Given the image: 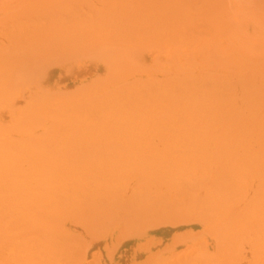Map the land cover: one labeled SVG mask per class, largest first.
Instances as JSON below:
<instances>
[{
  "label": "bare ground",
  "instance_id": "1",
  "mask_svg": "<svg viewBox=\"0 0 264 264\" xmlns=\"http://www.w3.org/2000/svg\"><path fill=\"white\" fill-rule=\"evenodd\" d=\"M187 1L188 0H186V2L184 3V0H0V245H2V247L5 248L9 246L16 247V249H11V251L10 250L4 251V249L1 250L2 248H0V264H7L6 261L12 258H14L15 260L14 264H33V263L37 264L38 260L35 254L40 252L37 251V249L38 250L41 249L39 248L41 244L38 245L39 244L38 243L36 246L39 247L37 248L36 246L33 245L36 243H32L31 245L30 242L32 241L34 242V240H37L35 242L42 241L46 243H50V242L56 243L59 242L61 239L56 242L54 240L59 239L60 238L59 236L61 235V238L64 237V239L67 237L66 239L68 240V242L67 241L66 242L69 244V239H71L70 238L71 231L69 230V228L72 227L74 229L77 228L78 225H81L80 222L82 221L81 218L82 215L84 216V214L88 213L89 210H92V213H95L93 211H97L95 213L97 214L99 211L98 210L99 206H101L100 211L102 213H103L102 211L103 209L104 211L106 208H108L109 211L110 209H112L115 210V212L117 211L123 216L122 221L129 220L131 223L136 222L137 220H135V215L139 213L140 210L138 211V209L141 207L139 206L141 203H142L141 205L144 207L143 208L144 210L157 211L158 215H156L155 212H153V214L157 218L160 217V219L163 218L166 219V216L167 219L168 218L171 219L173 215H175L176 218L178 217L177 222L178 221L181 222L180 221L181 219L179 220L180 218L179 216L183 218L182 215L185 214L184 216H186L185 217L186 222L188 221L187 220L188 216H192L198 219L197 221L199 223H203L211 226L216 225L217 231L215 232L214 237L215 240L217 238L219 242V246L217 247L220 251H224L228 253V251L234 252L237 250H242L244 249L242 247H245L244 245L247 244L246 247L248 248V250L246 249V253L247 251H249L253 255L251 258L255 259L254 256H256L259 258L262 257V259H264L263 258L264 256V65L263 64L245 62L240 58H239L240 60L239 59H234V60L224 59L221 61L219 59L215 61L213 60L214 64L218 67H221L222 64L231 66L234 80L231 83L227 82L229 81L227 79L226 82L224 79L219 80L217 74L211 77L212 78L211 79L210 78L211 73H209L208 76V74L204 72L205 79H203V81L206 80L207 83L206 81L205 82L202 81L201 85H199L201 86L200 87L201 90L197 87L195 89L197 90L199 89L202 92V87H203L202 83H206L208 85L209 84L208 82H210L208 80H211L210 86L209 85L206 86L204 84L203 88L206 89L205 87L207 88L213 87L212 88L213 92L209 88V90H211L210 97H213L214 95L215 98H211L210 101L214 99L213 101L216 100L214 104L218 103V105H216L218 106V114L216 115L214 113L216 116L212 119L209 118V120L211 121H208L209 122L208 124H204L205 122L203 124L199 122L204 126L200 124L201 126H198L197 128L191 130H183L184 125L181 124L175 125L176 124L174 123L175 120L174 121L172 120L173 116L172 117L155 116L154 113L155 110L149 107V103L148 105H146V101L149 102V99L147 98V96H145L146 93L143 91L146 89L145 88L146 86L145 87L143 86L144 83L147 84L150 83L148 80L147 82V81H140L139 79V80H133L131 84L129 83L130 86L134 88L137 85L139 86V84L140 85L142 84L143 89L142 86L140 89L142 91L136 88L138 92H141V95L145 94L144 95L145 97L142 99V101L144 100L143 102H141L142 97L141 96L139 97L142 105L140 103L138 104L133 103V105H136L137 107L130 106L132 107L130 108L129 106H127L129 103H125V104L123 103L124 104L123 106H125L126 108L120 107L121 110L123 109H127V111L133 110L134 112L133 114L135 115L132 114L123 115L124 113L122 114L123 116L120 115L121 113H118L120 116L114 115L116 114V111L119 112L120 109L118 106L122 102L121 101L119 103L118 95H117L118 100L116 99V102L118 101L119 103L117 105V108L114 107V105L116 104L115 99L114 101H112L113 99L111 100L112 102H115L114 105L111 104L112 107L115 108V109L113 108L112 110L113 112L115 111V113L112 114L113 112H109L112 108L111 106H109L111 108L109 110H107L108 108L106 109L107 110L106 112L108 113L107 116H102L101 118L98 117L99 119H97L96 122L93 121L96 119H92V117L91 119L89 118L93 110L90 111L91 108H87L89 106L88 101H87L88 104L86 106L87 109L85 108L83 110L84 111L86 110V114L88 112L87 110H89L88 112L90 113L88 114L89 117H87L88 115L86 116L84 114L87 117L84 118L85 116L83 115V112L79 111L80 113H82L83 116L82 118L81 114H79L78 112L80 108L79 109L77 108V110L75 111L77 116H79L81 119L72 116L73 114H68L69 112H71V110L74 109L72 107L74 105L72 104L75 101L69 102L66 100V102L72 103L70 106L72 108L71 109L69 108L70 111L67 107L69 103H67L68 104L67 105L65 102L64 103L62 102L64 106L61 103L58 104L55 103L56 107L62 106L63 110L62 109L58 110L55 107L52 108L51 105L49 106L48 104H44V100L46 99L44 94L45 93L48 95L52 94L51 91L47 89V87L51 86V84L59 80L57 77H60V75H56V69H59L57 67H61V65H64L66 63H75L79 60L84 59V60L92 61L95 64H99L95 69L92 70L91 74L92 73L96 74L98 71H103V73L100 76L95 75V78L93 80L88 79L86 85H84L82 88L77 90V92L72 93L86 97L97 95L96 97L99 96L100 98L101 97L100 93H96V92L93 93V91H95L96 88H102L103 90H106L109 87H114L112 89H118L116 91L111 90L110 93L121 91L124 87L116 88V87H120L119 83L121 81H123L124 79L135 77L136 75H139L142 72L144 74L146 73L148 74L149 72L150 76L153 77L155 76V73L153 71L156 70L163 71V69H161V66H164L162 62L157 61L156 63H154V65L148 64L147 63L148 61L145 60L142 57V55L144 54V52L146 53L149 52L150 54L152 49L157 50V46L159 42L158 39L160 40V42H164V44H166L165 47L171 49L168 45H176V44H174L172 41H169L168 39L173 40V38H175L178 40L179 36L182 37L181 35H179V33L184 34L183 31H185L186 29L188 31V28L190 30V28H192L190 26L195 25L194 23L200 24L201 19L198 18L197 16L198 14L188 11ZM217 1L218 0H204V3L213 6V4H216ZM227 15L229 19V16L231 17V12L229 11ZM209 16H208L209 25H211L213 19L216 18V14L213 10L212 11L209 10ZM193 28H195V26H193ZM215 28L217 29V26H215ZM177 33L179 36L177 35ZM190 35H192V32H190ZM193 35L196 36L195 34ZM186 37H184L186 39V40L184 39V41H188ZM188 37L190 36L188 35ZM177 40H173V41L175 42ZM180 40L181 39L179 38L178 41ZM165 47L159 48L158 49L159 52L156 53V55L169 56V54H171L172 51L169 50L170 53L168 54V50H164ZM163 51L164 53H162ZM146 53H145V58H146ZM171 58L172 57H170L169 59ZM174 62L177 61L170 60L166 64V66L171 67ZM187 62L192 63L193 64L192 66H194L193 62H195L194 70L198 69L196 67H199L198 63H201L194 59V55H190L189 58H187ZM181 64H178L175 67L172 66V68L177 69ZM185 66L186 65L182 67ZM138 70L139 71L142 70V71L138 72ZM116 71H119L118 79H112L111 76ZM52 76H56L53 82H51ZM89 76H91L90 73ZM177 76H179V74ZM194 76L195 75L193 74L192 77ZM203 76L204 75H202V77ZM207 77L208 80L206 79ZM174 78L176 77L174 76ZM156 80L158 81V79ZM187 80L186 83L185 82L184 83L187 85L190 81L189 84H191L192 78L189 81ZM171 81H168V83ZM160 82L163 85L164 82L159 80V83ZM177 82L175 84L176 86L178 85ZM193 82H195V80ZM184 83H182V85ZM194 84L195 83L191 85L194 86ZM150 85L148 86V89H150V87L152 86ZM153 85L156 86V87L152 86L153 89L155 88L154 90L156 91L158 89L156 83L155 84L153 83ZM22 86L25 87L28 86L29 89H32V91L28 89L27 93L30 94L26 95L27 99H25L24 101L20 100V97H22L24 93L22 92L20 94H17L18 87H22ZM163 86L162 89L164 90ZM170 87H174V84L173 86ZM187 87L189 88V85H187ZM125 89L126 88H124L122 92L125 91ZM153 89L151 90L154 93L155 91ZM204 89L203 91L205 92ZM176 90L180 91V89H176ZM189 90L190 88L188 89V91ZM197 90L195 91V94H193L192 97L196 96V92L199 91ZM146 91L148 92V90ZM152 91L150 92L149 90L151 95H152ZM200 91L199 94H201ZM131 92H133V89L131 90ZM138 92L136 93L137 94L136 99L135 98L133 99L137 100L138 94L140 95V93ZM142 92H144V94H142ZM157 92H155V94H157ZM187 92H185V94ZM189 92L191 93V91ZM64 93H69V92H64ZM124 93L126 92H123V94ZM182 93H180L181 96ZM109 94L107 92L104 93V97H106L105 95H109ZM126 94H128V92ZM134 94L135 92L131 93L129 95L131 97L129 98L134 97ZM203 94L204 95L202 96L204 98L206 94V98L209 99V96L207 95L208 93H203ZM151 95L148 97L149 98L152 96L155 97L154 95L152 96ZM162 95L164 96V93L161 94V97ZM187 95L190 96L192 94H187ZM104 99L106 100L107 97ZM150 99L152 100L153 98ZM161 99H165V98L163 97ZM200 100L202 101V98H200ZM89 101L90 104L93 103L94 106V100L92 99V103L91 100ZM98 101H96L95 99V102ZM137 101L135 103H137ZM104 102L103 103L101 101L99 102L101 103L100 105H103L102 106L103 108L107 106V104L104 106L105 104ZM144 102L145 104H143ZM157 102L158 101H156V103ZM187 102L192 104L191 102L194 101H191L190 99V101ZM85 103L82 102V104ZM178 103L181 102L178 101L177 104ZM200 103H204V102H200ZM210 103L213 104V102ZM181 104H179V106H181L180 108H183L182 107L183 105ZM212 104L210 105L206 104V105L211 106ZM214 104L213 107H216ZM65 105L67 106L65 107ZM76 105L77 107L80 106L84 108L83 106H81V104L78 106L77 102ZM100 105L99 107H101ZM147 107H149L148 108L149 110L147 109L148 111L145 109ZM168 107H170V105ZM82 108L80 110H82ZM176 108L178 107L176 106ZM210 108H211L210 110L212 111V107ZM163 109H165V107H163ZM170 110L171 109H169V111ZM160 111H162V109ZM99 112H101L100 109ZM187 112L189 111L187 110ZM187 112L185 111V113ZM213 112H215V110ZM213 112L211 113L213 114ZM129 113L130 112H128V114ZM165 113L166 112H164V114ZM93 114L94 113H92L91 116ZM157 114L159 113L157 112ZM188 114L191 113L189 112ZM188 114L183 115V117L182 116L180 117L178 116V117L179 119L182 118L183 120L184 116L185 118L190 117V115ZM202 116L203 115H201L200 117ZM190 120L192 121V119ZM190 120L187 121L190 122ZM181 121H179V123H182ZM185 123H186V119H185ZM186 127H189V124H187ZM133 141H135L138 144V146H140L141 148L143 144H145L146 142H152V141L156 142L157 145L158 143L159 144L163 143L165 145H168V147L169 145L170 146L175 145L176 147L177 145L178 146L182 145L181 147H184L183 145H186L187 147L190 146L189 148L191 150L193 146L197 145L194 143H201V144L205 143L206 145H211V147L213 146V149L211 147L209 148L213 150L212 153L210 152L211 155L208 154L210 155V157H208L207 155L206 156L208 157L210 162H212L211 165L212 166L214 165L213 166L214 169L212 170V172L215 174L214 176L216 180L212 179L213 174L211 180L216 181V183L212 184V182H210L212 186L209 185L210 183L206 184V182H209L210 179L207 178L208 180L205 182L206 180L205 178L203 182L206 185L205 184L201 185L203 184L202 183L203 177L209 175V173L207 174L206 172L211 171L210 168L211 165L207 163L204 166V164L200 163L201 167L203 168V171L202 170L201 171L204 172L205 170L204 173L202 172L200 173V171H198L200 174H204L202 178L201 176H199L200 174H198L199 179L195 178L196 177L195 173H194L195 176L193 177L192 172H196V173L198 172L194 170L192 171L190 170L191 171L190 172L187 169L188 171L187 173L192 174V177L190 175L192 179L189 178L191 179V182L189 181V185L191 183L193 184L196 179H197L196 183H198V181L201 180V182H199L200 184L198 188L194 187L195 185L192 186V184L190 185V187H188L189 185L187 187L184 185L186 189L181 187L184 191L182 189H179V191L182 190L184 193L185 192L187 193L184 194L181 191L182 193L180 194L184 195V197L182 198L178 193V190L175 191V189L178 188H175L173 182L174 179L175 182H177L176 179L180 177L181 175L180 173L183 174L186 172H179L180 170L177 171L174 166L177 167L180 166V168H182L181 166H184L185 168L186 167L188 168L190 166H195L196 163H198V160L195 162L197 158L196 155L194 156L195 158H193L194 161H192L191 159L193 157L192 152H190L191 154H189V152L187 153V155L189 154V157H191L190 161L195 162V165H191L192 162L190 163V161H187L189 160V157L186 154H184L186 156L182 155L184 158L181 156V158L183 159H180V157L176 158L172 156L162 157L163 159L162 158L161 159L163 164L160 165L159 164L161 163L160 160L158 159L159 161H156L155 160L156 157L154 155L153 156L155 158L145 157L144 155L138 153L136 154V152L138 151L139 153H141L140 152L141 148H137V151L135 150L136 149L135 148L134 149L135 154L131 153L133 151L132 148L134 146L131 147L132 151H130L127 147H125L124 143L127 144L129 142H132L131 144H133ZM123 145L126 148L125 151L128 149L131 155L133 154L132 156L128 154V156L126 157L127 151L125 152L124 150H122L124 153L120 151V148H122L121 146ZM155 145L156 144H154V146ZM106 146H113L114 148H117L116 149L117 152L107 151L105 148ZM154 146L152 144V147ZM161 148H164V145L163 147L161 146ZM90 149H93L94 151L93 150L91 151ZM168 149L172 150L171 148ZM182 149L184 150L188 148H182ZM121 152L123 154H126L125 155L126 158L124 157L123 154H121ZM158 152L160 154L161 151ZM178 152L179 154H181L180 151ZM196 152L197 149L194 152V154ZM204 154L203 156H205ZM120 155L121 156L123 155L124 158H122ZM156 156H158V153ZM95 159L96 160L100 159L99 160L100 162H102L101 159L102 160L105 159L106 162L107 160H109L110 161L109 163L113 162L114 164L111 163L110 165L103 166L102 163L99 162L100 165L95 166V164L98 163L97 162L98 160L96 161ZM93 161L94 162L96 161L94 163L95 168L92 167L93 169L89 170L90 167L89 163L91 162L93 163ZM203 161L204 163L206 162L205 160ZM106 162H104V164ZM110 166L113 167V169L117 167L120 168L125 166H129V167L134 166L135 168V166H137L136 167L137 171H135L136 169L135 168L134 174L132 171L129 170V172H131L130 173L131 178L132 177L135 178L136 183L133 185L129 183L128 185L129 178L128 179H125V177L122 178L123 174L125 173L121 174L120 172L122 171L118 170V168L117 171H112V170L110 171L109 170L111 168ZM155 166H162L164 167L163 170L166 169V171L164 170L165 172H162L161 169L162 167H160L159 170H157L158 168L156 167L157 171H160L161 169L160 171L161 173L154 172L153 167ZM199 166L198 168H200ZM208 166L210 169L207 168ZM145 167H148L149 169ZM171 167L174 168V170H176L177 172L176 174H178L179 172V177L178 175H176L175 177L173 176L174 178L173 179L172 176L169 175L170 172L173 173L175 172V171H169ZM185 168H182V170ZM128 169H132V168H128ZM128 169L126 170L125 168L126 171H128ZM206 169H208L209 171H206ZM125 170L124 172H126ZM187 173L186 176L183 174L181 178L183 177L186 178L188 176ZM127 174L128 173H126V175L124 176L129 175ZM170 176L172 178V184L169 183V181L168 183L165 181L169 179ZM159 178L161 179L159 180ZM162 178L164 180L163 182L165 183L161 182ZM154 179H158L156 181H159V183L155 181L153 183L152 181ZM189 179H187V182H185L186 184L188 183ZM179 180L184 181L183 179H179ZM192 180L194 182H192ZM151 182L153 184L158 183L156 185V187L158 188H159L158 186L159 184L160 185L171 184L172 186L170 185L171 187L169 186V188L168 187L167 188H168V192L169 189H171L173 193L175 191V193L172 194L171 196L172 199L169 198L170 200L167 201L168 192H167V188L165 187L166 188L165 189L164 186H163L164 189L162 188V190L163 191L166 190L167 194L166 193L162 194L163 192L162 193L158 192V188L156 189L157 191L156 193L155 191L151 192L149 190H145L147 189V187H149L152 184ZM176 184L177 183H175V185ZM197 185L198 184H196V186ZM142 186L144 188L143 190H142ZM173 186L175 188L174 191L172 190ZM152 189L155 188L152 187ZM197 189L198 190L203 189L204 195H197L196 194V192L198 191ZM171 191L169 193H171ZM128 192L130 194L131 193L136 194L133 196L135 197L137 196L136 199L137 201L140 200V203H138L135 200V198H132L137 202L136 204L137 206L133 205V203H136L135 201L128 203L129 201L132 200L131 198H129L131 200H129L127 203L125 202V199L122 196L125 195L126 193L128 194ZM142 193L144 197L142 196V198L140 197L141 199H139L138 195H141ZM120 194L121 197H119ZM175 194L178 196V198L176 196L175 197L176 201H173L174 198L173 195ZM164 196L166 197V199L163 198ZM130 197H132V195H130ZM108 202L114 203L115 205L114 204L109 205ZM130 206L133 208H130ZM164 212L166 215L164 214ZM174 212L175 213L178 212L180 215L178 213L175 214ZM106 213L107 212H105L104 214ZM188 213H190V215H188ZM150 214L153 215L152 213ZM162 215L164 217H162ZM170 215H172V217ZM173 218L172 221L175 223L176 218L175 217ZM155 221L153 223H155ZM172 221H168V223L172 224ZM165 223H167V221L166 222L164 221V224ZM72 235L75 234L73 233ZM175 240L174 242H176ZM63 243L64 242L61 243L62 246L59 244V246H61L62 248V249L59 248L61 249L60 252H62V250L64 252V248H65L64 245L68 248L67 244L63 245ZM201 243L202 242H200V244ZM197 244H199V242ZM29 245H31L32 247L34 246V248L35 247L37 248V249L36 248L33 249L36 250L34 251L36 253L32 252L31 246H30L31 250L29 249ZM56 245L58 246V244ZM79 245L81 244L79 243ZM46 247L48 246L46 245ZM53 248L55 249L56 246L54 245ZM67 248L65 249V251L70 249V247L68 249ZM164 248H160V249H164ZM55 250L58 253V257L60 258L62 255L61 256L59 255L58 247ZM78 250L81 251L80 247ZM49 251L51 250L48 249L47 253H49ZM70 251L72 252V250ZM80 251H78L79 254H76L77 256L75 255L76 252L74 253V255H72L73 252L71 254V252L68 251L70 253V257H68V259L70 258L69 260H71L72 256L79 257L78 255H81ZM47 253L46 255H48ZM43 254L45 253L43 252L42 255ZM52 254L54 253L52 252L51 255ZM154 254H150V255L154 256ZM63 256H62L63 259L64 258L67 259V257L65 256L63 257ZM153 256L151 257L152 259ZM42 257L44 259V255ZM46 257L47 256H45L44 260H47ZM51 257L54 258L55 256L53 255ZM75 257H73V259H75ZM80 257L83 256L81 255ZM80 257L78 259H80ZM149 257H147L145 263L147 260H149ZM53 258H50L48 263L50 261H54L55 258L54 259ZM69 260L66 262L67 264L68 263L71 264ZM182 260H184V258ZM240 260L241 259H239V261ZM40 261H38L39 264ZM55 261H57V259ZM181 262H179V264ZM256 262L258 261L256 260ZM51 263L55 264V262H51ZM58 263L59 261H57L56 264ZM177 263L178 260L176 264Z\"/></svg>",
  "mask_w": 264,
  "mask_h": 264
},
{
  "label": "rangeland",
  "instance_id": "2",
  "mask_svg": "<svg viewBox=\"0 0 264 264\" xmlns=\"http://www.w3.org/2000/svg\"><path fill=\"white\" fill-rule=\"evenodd\" d=\"M186 2V0H184V3ZM187 4H188V11L189 12H192V13H195V14H198L197 16H198V18H200L201 19V22H200V24L199 23H194L195 25H193V26H195V28H193V26H190V27H192V28H190V30H189V28H188V31H187V29L185 30V31H187V32H185V31H183L184 32V34L183 33H179V35H181L182 37H180L179 35H178V33H177V35L179 36V38L181 39L180 41H178L179 40V38H178V40L177 39H175V38H173V40H177V41H173V40H171V39H168L169 41H172L174 44H176V45H168L171 49H169V48H167V47H165V45L166 44H164V42H160V40L158 39V46H157V50H154V49H152L151 50V52H150V54H149V52L148 53H146V52H144V54L142 55V57L145 59V60H147L148 62V64H153L154 65V63H156L157 61H159V62H162V64H164V66H161V69H163V71H159V70H156V71H153L154 73H155V76H153V77H151L150 76V73L148 72V74L146 73V74H144L143 72L141 73V74H139V75H136L135 77H132V78H128V79H124L123 81H121L120 83H119V86L120 87H116V88H122V87H124V88H126L125 89V91H123V92H128V94H126V93H124L123 94V92H122V90H124V88L121 90V91H118V92H112V93H110L111 92V90L112 91H116V90H118V89H112V88H114V87H109L108 89H106V90H103L102 88H96L95 89V91H93V93H100V96L102 97H100L99 98V96L98 97H96V96H94V95H92L91 97H86V96H81V95H76V94H72L73 92H77V90H79L80 88H82L84 85H86L87 84V82H88V79L89 80H93L94 78H95V75H101L102 73H103V71H98L96 74H94V73H92L91 74V72H92V70L93 69H95L99 64H95V63H93L92 61H88V60H79V61H77V62H75V63H66V64H64V65H61V67H57V68H59V69H56V75H60V77H57L59 80L58 81H56V82H54L53 84H51V86H49V87H47V89L49 90V91H51V95H48V94H44L45 95V100H44V104H48L49 106L51 105V107L53 108V107H55L56 109H58V110H60V109H62L63 110V107L62 106H60V107H62V108H60V107H56L55 105V103H61L63 106H64V102L67 104V103H69V102H73V101H75L73 104L72 103H69V105L67 106V105H65V107L67 106L68 107V109L70 108H74L73 110H74V112H73V110H71V112H69L70 111V109H69V113L68 114H73L72 116H74V117H76V118H79V119H81L79 116H77V114H76V110H77V108L79 109H81L82 107H80L79 105L81 104V106H83L84 108H82V110H78V112L80 111H82L83 112V115L85 114L86 116L88 115V114H90V113H88L89 112V110H87L88 112H87V114H86V110L84 111L83 109H85L86 108V106H87V101L89 102V106L87 107V108H91L90 109V111H92L91 112V114L92 113H94L93 115H96V116H91V114H90V117H89V115L87 116V117H89L90 119H91V117H92V119H96V120H93V121H97V119H99V118H101L102 116H107V110H109L111 107H112V105L111 104H115V102H116V99L118 100V96H119V103H118V101L116 102V106L114 105V107H116L117 108V105L119 104V112L118 111H116V114H118V113H121L120 115L121 116H123V115H135V114H133L134 112H133V110L132 111H127V109H123V110H126V111H123V110H121V108L120 107H122V108H124L125 106H123L125 103H129L127 106H132V107H137L136 105H133V103L134 104H138V103H140L141 104V102H143L142 101V99L145 97V96H147V98L149 99V102H147L146 101V105H148V103H149V107L150 108H152V109H154L153 111H154V113H155V116L156 117H162V116H168V117H172V120L174 121L175 120V122L174 123H176L175 125H178V124H181V125H184V129L183 130H191V129H194V128H197L198 126H201L204 122V124H208L209 122L208 121H211V120H209V118L210 119H212V118H214L217 114H218V106H216V105H218V103H215L214 104V102L216 101H213L214 99H212V101H210V99L211 98H215L214 97V95H213V97H210V93H211V90H212V92H213V87H209L211 90H209V88H207V87H205L206 89H204L203 87H204V84L206 85V86H210V82H211V80H208V77L206 78L208 81H210V82H208L209 84L207 85L206 83H207V81H206V83H202V85H203V87H202V92L203 93H208L207 95L209 96V99H207L206 98V94H205V98L207 99V101H206V99L202 96V95H204L200 90V87L201 86H199V85H201V82L203 81V79H205V74H204V72H206L207 74H208V76H209V73H211L210 74V78L211 77H213V76H215L216 74L218 75V78H219V80H225V82H226V79L227 80H229V81H227V82H232L233 80H234V76H233V73H232V68H231V66H228V65H223L222 64V66L221 67H218V66H216L215 64H214V62H213V60L215 61V60H224V59H232V60H234V59H241V60H243V61H245V62H250V63H257V64H263L264 65V0H218L217 1V3L216 4H213V6L212 5H210V4H207V3H204V0H188L187 1ZM211 8H212V10L215 12V14H216V18L215 19H213V21H212V24L211 25H209V18H208V16H209V10L210 11H212L211 10ZM231 12V17L229 16V19H228V15H227V13L228 12ZM210 17V16H209ZM196 24H198V25H196ZM231 25V26H230ZM215 26H217V29L215 28ZM230 26V27H229ZM190 32H192V35H190ZM185 33H186V35H185ZM188 33V34H187ZM193 34H195L196 36H194ZM188 35L190 36V37H188ZM187 36V37H186ZM191 36H192V38H191ZM184 37H186L187 38V40L188 41H184ZM198 38V39H196V38ZM182 38H183V40H182ZM191 40H190V39ZM195 38V39H194ZM186 40V39H185ZM162 47H165L164 48V50H168V54L170 53L169 52V50L170 51H172V53L171 54H169V56H157L156 55V53H158L159 51H158V49L159 48H162ZM167 52V51H166ZM145 53H146V58H145ZM162 53H164V51L162 52ZM239 54H240V56H239ZM190 55H194V59L196 60V61H198V62H201V63H198V66L200 67H196V68H198V69H196V70H194V67H195V62H193L194 63V66H192L193 64L192 63H189V62H187V58H189V56ZM170 57H172L171 59H169ZM193 59V58H192ZM200 59V60H199ZM239 59V60H240ZM177 61V62H174L173 63V65L172 66H177L178 64H181V63H183V64H181V65H179V68H177V69H175V68H172V66L170 67V66H166V64L169 62V61ZM176 64V65H175ZM189 64V65H188ZM205 64V65H204ZM207 64V65H206ZM184 65H186L185 67H182V66H184ZM191 67H193V68H191ZM209 67V68H208ZM218 67V68H217ZM171 69H173V70H171ZM212 69V70H211ZM218 69V70H217ZM194 70V71H193ZM199 70H201V71H199ZM142 70H138V72H141ZM225 71V72H224ZM89 73H90V75L91 76H89ZM118 73H119V71H116L114 74H112V76H111V78L112 79H118ZM134 73V72H133ZM132 74V73H131ZM179 74V76H177ZM190 74V75H189ZM193 74L195 75L194 77H192L193 76ZM213 74V75H212ZM114 75V76H113ZM149 75V76H148ZM197 75V76H196ZM202 75H204L203 77H202ZM172 76V77H171ZM174 76L176 77V78H174ZM186 76V77H185ZM192 78V80L194 79L195 80V82H193L192 80H191V84H193V83H195L194 84V86L193 85H191V84H189L190 83V77ZM169 77V78H168ZM178 77V78H177ZM186 78V79H183V78ZM187 77H189V78H187ZM197 77H198V80H197ZM202 77V78H201ZM56 78V76H52V81L51 82H53L54 81V79ZM168 78V79H167ZM196 78V79H195ZM140 79V81H149L150 83H151V85L152 86H154L153 85V83L155 84L156 83V85H157V87H158V89L155 91L154 89H153V87L150 85V83L149 84H147V83H144V82H142V83H144V87L146 88H144L145 90H143L145 93H146V95L144 94V92H142V94H144V95H141V92H138V90L137 89H141V86H142V84L140 85L139 84V86L137 87H132V86H130V84H131V82L133 81V80H139ZM151 79H153V80H151ZM156 79H158V81L156 80ZM187 79H189V80H187ZM212 79V78H211ZM152 82H151V81ZM156 80V81H155ZM159 80L160 81H162V82H164L163 83V85H165V86H163L162 85V83L160 82L159 83ZM171 81V82H169L168 83V81ZM183 80V81H182ZM186 80L187 81H189V83L187 84V85H189V88H190V90L189 91H191V93L188 91V87H187V85L185 84L186 83ZM147 81V82H148ZM178 81V82H177ZM199 83H198V82ZM205 81H203V82H205ZM166 82H167V85H166ZM173 82V83H172ZM176 82H177V86L175 85L176 84ZM180 82V83H179ZM184 83L183 85H182V83ZM197 82V83H196ZM130 83V84H129ZM158 83V84H157ZM230 83H228V84H230ZM128 84V85H127ZM160 84V85H159ZM170 86H173V84H174V87H170ZM49 85V84H48ZM151 86L150 87V89H148V86ZM160 87H159V86ZM163 86V88H164V90L162 89V86ZM182 85V86H181ZM125 86H127V87H125ZM143 86H142V89H143ZM167 86V87H166ZM185 86V87H184ZM212 86V85H211ZM130 87V88H129ZM154 87H156V86H154ZM166 87V88H165ZM184 87V88H183ZM188 89H187V88ZM194 87V88H193ZM199 88L198 90L201 92V94H199V91L197 90V89H195V88ZM133 89V92H131V90H129V89ZM137 88V89H136ZM173 88V89H172ZM185 88H186V90H185ZM194 89V91H193V89ZM28 86L27 87H25V86H22V87H18V90H17V94H20V93H24L23 94V96L22 97H20V100H22V101H24L25 99H27V97H26V95L27 94H30V93H27L28 92ZM47 89H45V90H47ZM151 89H153L155 92H157V91H159V92H157V94H159V95H157V94H155V92L153 93V91L151 90ZM166 89V90H165ZM168 89V90H167ZM176 89H180V91L179 90H176ZM203 89L205 90V92L203 91ZM208 89V90H207ZM30 91H32V89H29ZM135 90V91H134ZM146 90H148V92L146 91ZM149 90H150V92L152 91V95H154L155 97H153L151 94H150V92H149ZM172 90H174V91H172ZM176 90V91H175ZM198 91V92H196V96L195 97H192L193 96V94H195V91ZM130 91V92H129ZM140 91H142V90H140ZM164 91V92H163ZM188 91V92H187ZM45 92V91H44ZM64 92H69V93H64ZM110 93L109 95H105L106 97H107V99L105 100L104 98H106V97H104V93ZM135 92V94H134V97H132V98H129V97H131V96H129L131 93H134ZM140 93V95L138 94V98H137V100L139 101H137V100H135L136 99V93ZM170 92V93H169ZM173 92V93H172ZM183 92V93H182ZM185 92H187L186 94H185ZM192 92H194V93H192ZM118 93V94H117ZM121 93H122V95H121ZM130 93V94H129ZM164 93V96L162 95V97H161V94H163ZM179 93V94H178ZM180 93H182V96L180 95ZM113 94V95H112ZM121 96H120V95ZM125 94H126V96H125ZM167 94H168V96H167ZM187 94H192V95H187ZM213 94V93H212ZM211 94V95H212ZM111 95V96H110ZM115 95V96H114ZM118 95V96H117ZM133 95V94H132ZM152 96V97H150V98H153L152 100L148 97V96ZM177 95V96H176ZM198 95V96H197ZM201 95V96H200ZM20 96V95H19ZM142 97L141 98V102H140V98L139 97ZM170 96V97H169ZM177 98H176V97ZM178 96H180V97H178ZM184 96V97H183ZM189 96V97H188ZM17 97H18V95H17ZM60 97H61V100H60ZM94 97V98H93ZM104 97V98H103ZM116 97V98H115ZM124 97V98H123ZM127 97V98H126ZM165 98V99H161V98ZM168 97V98H167ZM176 99H175V98ZM183 99H182V98ZM186 97V98H185ZM88 98H90V99H88ZM97 98H99V99H97ZM110 98V99H109ZM133 98H135V99H133ZM147 98H145V99H147ZM179 98H180V100H179ZM188 98H190L191 99V101H194V102H191L192 104H190V103H188L187 101H190V99H188ZM197 98H198V101H197ZM200 98H202V101L200 100ZM88 99V100H87ZM92 99L94 100V106H93V103H92ZM95 99H96V101H98V102H95ZM113 99V100H112ZM114 99H115V102H112V101H114ZM124 101H123V100ZM131 99V100H130ZM187 99V100H186ZM66 100L67 101H69V102H66ZM77 100V101H76ZM84 100V101H83ZM89 100H91V103L92 104H90V101ZM104 100H105V102H104ZM111 102H110V101ZM126 100H128V101H126ZM135 100V101H134ZM151 100V101H150ZM154 100V101H153ZM167 100V101H166ZM171 102H170V101ZM172 100H174V101H172ZM185 100V101H184ZM200 100V101H199ZM208 100H209V103H208ZM59 101V102H58ZM104 102L105 104H104V106L107 104V106H105V108H103L102 106L103 105H100L101 103H99V102ZM131 101H133V102H131ZM137 101V103H135ZM156 101H158L157 103H156ZM181 102V103H178L177 104V102ZM63 102V103H62ZM76 102H77V104H78V106L79 107H77V105H76ZM82 102L83 103H85V104H82ZM108 102V103H107ZM152 102V103H151ZM161 102V103H160ZM164 102V103H163ZM166 102H167V104H166ZM169 102V103H168ZM200 102H204V103H199ZM210 102H213V104L216 106V107H213V104L212 103H210ZM124 103V104H123ZM155 105H154V104ZM159 103V104H158ZM53 104V105H52ZM71 104L72 105H74V106H72V107H70L71 106ZM108 104H110V105H108ZM122 104V105H121ZM143 104H145V102L143 103ZM166 104V105H165ZM179 104H181V105H183L182 107L183 108H180L181 106H179ZM185 104H187V105H185ZM190 104V105H189ZM197 104V105H196ZM199 104V105H198ZM206 104H212L211 106H209V105H206ZM85 105V106H84ZM92 105V106H91ZM99 105L101 106V107H99ZM142 105V104H141ZM146 105H143V106H146ZM162 105H165V106H162ZM170 105V107H168ZM172 105H174V106H172ZM195 105H196V107H195ZM203 105H205V106H203ZM95 106H97V107H95ZM109 106H111V107H109ZM167 106V107H166ZM176 106L178 107V108H176ZM187 106V107H186ZM194 106V107H193ZM201 106V107H200ZM209 106V107H208ZM95 107V108H94ZM98 107H99V109L101 110V112H99V109H98ZM114 107H112L111 108V110L109 111V112H113L112 110H113V108ZM132 107H130V108H132ZM149 107H147V108H145L146 110L149 108ZM155 107H156V109H155ZM163 107H165V109H163ZM190 107V108H189ZM192 107V108H191ZM210 107H212V111L210 110L211 108ZM86 108V109H87ZM95 109V112H94V109ZM108 108V109H107ZM126 108V107H125ZM158 108H160V109H158ZM176 108V109H175ZM200 108V109H199ZM97 109V110H96ZM107 109V110H106ZM115 109V108H114ZM162 109V111H160ZM169 109H171L170 111H169ZM172 109H173V111H172ZM186 109V110H185ZM199 109V110H198ZM204 109V110H203ZM208 110V112H207V110ZM57 110V111H58ZM103 110V111H102ZM149 110V109H148ZM147 110V111H148ZM165 110V111H164ZM187 110L192 114H188L189 112H187ZM191 110H192V112H191ZM215 110V112H213ZM97 111V112H96ZM166 112L165 114H164V112ZM178 111V112H177ZM185 111L187 112V113H185ZM195 111V112H194ZM205 113V115H204V113ZM217 111V112H216ZM77 112V113H78ZM79 112V114H81V117L83 118V116H82V113H80ZM85 112V113H84ZM100 114H99V113ZM125 112H126V114H125ZM128 112H130L129 114H128ZM157 112L159 113V114H157ZM181 112H182V114H181ZM201 112V113H200ZM211 112H213V114L211 113ZM104 113V114H103ZM115 113V111L112 113V114H114ZM124 113V114H123ZM163 113V114H162ZM176 113V114H175ZM178 113V114H177ZM203 115L202 117H200L201 115ZM216 115H215V114ZM75 114H76V116H75ZM116 114H114L115 116H120L119 114L118 115H116ZM123 114V115H122ZM169 114H171V115H169ZM180 114V115H179ZM190 115V117L191 116H193L194 117V119H193V117H189L190 119H192V121L188 118H185V116H184V119L182 120V118L181 119H179V117L180 116H182L183 117V115ZM208 114H209V116H208ZM212 114V115H211ZM263 114V113H262ZM84 115V116H85ZM175 115V116H174ZM84 117V118H87V117ZM179 116V117H178ZM198 116V117H197ZM206 116H208V117H206ZM96 117V118H95ZM99 117V118H98ZM203 117H204V120H203ZM202 118V119H201ZM207 120H206V119ZM185 119H186V123H185ZM197 119V120H196ZM177 120V121H176ZM182 120V121H181ZM187 120H190V122L189 121H187ZM201 120V121H200ZM203 120V121H202ZM179 121H181L182 123H179ZM207 121V122H206ZM199 122H201V123H199ZM192 123H193V125H192ZM187 124H189V127H186V125ZM194 124H196V125H194ZM201 124V125H200ZM191 125V126H190ZM195 126V127H194ZM202 126H204V125H202ZM187 129H186V128ZM180 129H182V128H180ZM125 137V136H124ZM123 137V138H124ZM132 142H129V143H124L125 144V147H127L130 151H132L131 150V147H133L132 149H133V151L131 152V153H133V154H135V150L137 151V148H141L140 146H138V144L135 142V141H133V144H131ZM150 143H152L153 144V146H154V144H156L154 147H156V148H154V147H152V144H150ZM131 144V145H130ZM146 144V145H145ZM145 144H143V146H142V148H141V153H139V151L138 152H136V154L138 153V154H142V155H144L145 157H154L155 158V160L156 161H159L160 160V162L161 163H159L160 165L161 164H163L162 163V157H167V156H172V157H176V158H179L180 157V159H183L184 157L182 156V155H184V154H186L187 155V153L189 152V154H191L190 152H192V154H193V157L191 158V157H189V154L187 155L188 157H189V160H187V161H190V158L192 159V161H194L193 160V158H195L194 156L196 155V160H195V162L198 160V163H196V165H195V162H192V161H190V163L192 162V164L191 165H195V166H190V167H184V166H181L182 168H185V169H183L182 170V168H180V166H174L175 168H176V170L178 171V170H180L179 172H188V171H192V170H194V171H200V173L203 171V168L201 167V165H200V163L201 164H204V166H205V164H212V162H210V160L208 159V157H210V155H211V153H212V149H213V146L211 147V145H206L205 143H203V144H201V143H194V144H197L196 146H193L192 147V150L189 148L190 146H186V145H183L184 147H181L182 145L181 144H179V145H181V146H178L177 145V147L174 145H169V147H168V145H165V144H163V143H161V144H159L158 143V145H157V143L156 142H146ZM149 144V145H148ZM201 144V145H200ZM127 145V146H126ZM163 145H164V148H161V146L163 147ZM200 145V146H199ZM129 146V147H128ZM138 146V147H137ZM144 146H146V147H144ZM151 146V147H150ZM199 146V147H198ZM206 146V147H205ZM209 146V147H208ZM122 148H120V151H122V150H124L125 151V147H124V145L123 146H121ZM124 147V148H123ZM173 148L172 150H169L168 148ZM181 147V148H180ZM212 148V149H209V148ZM106 148V150L107 151H110V152H117V148H114L113 146H106L105 147ZM108 148V149H107ZM136 148V149H135ZM146 148V149H145ZM152 148V149H151ZM154 148V149H153ZM159 148H160V150H159ZM180 148V149H179ZM182 148H188V149H182ZM206 148V149H205ZM111 149V150H110ZM112 149H115V150H112ZM126 150L127 151V155L126 154H123L122 152H121V154H123L124 155V157H125V155H126V157L128 156V154H130L131 155V153H130V151L129 150ZM135 149V150H134ZM143 149H145V150H143ZM148 149H149V151H148ZM151 149V150H150ZM161 151L160 152V154H159V152L157 151ZM162 149V150H161ZM165 149H167V150H165ZM182 149V150H181ZM196 149H197V152H198V154H197V152L194 154V152L196 151ZM205 149V150H204ZM91 151L93 150V149H90ZM105 150V149H104ZM157 151V153H158V156H156L157 155V153H156V151ZM163 150H164V152H163ZM170 152H169V151ZM191 150V151H190ZM94 151V150H93ZM125 151V152H126ZM128 151H129V153H128ZM152 151V152H151ZM175 153H174V152ZM178 151H180V153L181 154H179V152ZM202 151V152H201ZM166 152V153H165ZM171 152H172V154H171ZM211 152V153H210ZM149 155H148V154ZM153 153V154H152ZM174 153V154H173ZM202 155H201V154ZM204 153H207V154H204ZM132 154V155H133ZM147 154V155H146ZM168 154V155H167ZM178 154V155H177ZM200 154V155H199ZM203 154L205 155V156H203ZM208 154H210V155H208ZM123 155L121 156L122 158H124L123 157ZM131 155V156H132ZM154 155V156H153ZM166 155V156H165ZM186 155H184V156H186ZM199 155V156H198ZM208 157H207V156ZM161 156V157H160ZM181 156L183 157V158H181ZM125 157V158H126ZM200 157H202V158H200ZM162 158V159H161ZM186 158V157H185ZM159 159V160H158ZM201 159H203V160H207L205 163H204V161L203 160H201V161H203V162H201L200 160ZM96 160V159H95ZM98 160V159H97ZM96 160V161H97ZM100 160V159H99ZM97 161L98 163L97 164H95V166L96 165H100V163H102V165L104 166V165H110L111 163L112 164H114L113 162H111V163H109L110 161L109 160H107V162L105 161V159H101V161L102 162H100V161ZM95 161V162H96ZM94 161H93V163L91 164V163H89V170H92L93 168H95V166H94V163H95ZM100 162V163H99ZM104 162H106V163H108V164H104ZM128 163V162H127ZM190 163H189V165H190ZM194 163V164H193ZM91 164V165H90ZM186 164H188V163H186ZM126 165V164H125ZM183 165V164H182ZM200 165V166H199ZM209 165V166H210ZM103 166H101V167H103ZM198 166L200 167V168H198ZM207 166V165H206ZM209 166L207 167L208 169H210L211 168V171H209L208 169H206V171H209V172H206L207 174L209 173V175H207L206 173V175L208 176H204V174H200L199 172L198 173H196V172H192L193 173V177L196 175V177L195 178H198L199 179V177H198V174H200L199 176H201V178H202V176H204L203 177V179H202V183L203 184H201V185H204L205 183L203 182L204 181V179L206 178V180H205V182L208 180L207 178H209L210 180H211V178H212V174H213V178L212 179H215V174L212 172V170L214 169V165L212 166H210V168H209ZM93 167V168H92ZM111 167V166H110ZM137 166H135V168H136ZM156 167L158 168L157 170H159V168L160 167H162V166H155V167H153V170H154V172H160L161 171V169H162V172H165L166 171V169H164L163 170V168L164 167H162L161 169H160V171H157L156 170ZM213 167V168H212ZM112 168V169H111ZM109 170L111 171H117V168H115V169H113V167H111ZM125 168H126V170L128 169V168H132V169H128V171H126L125 170ZM134 166H131V167H129V166H125V167H120V168H118V170H120V171H122V172H120L121 174L122 173H125V174H123V176H122V178H124L125 177V179H128L129 178V180H130V178H131V175H130V173L131 172H129V170L130 171H132L133 172V174L135 173L134 172ZM145 168H148V167H145ZM155 168V169H154ZM167 168V167H166ZM195 168H197V169H195ZM149 169V168H148ZM172 169V170H171ZM187 169H188V171H187ZM108 170V171H109ZM124 170L126 171V172H124ZM156 170V171H155ZM176 170H174V168H170L169 169V171H175L174 173L173 172H170V173H173V174H170L169 173V175H171L172 176V178H173V176L175 177L176 175H178V177H179V172H178V174H176L177 172H176ZM202 170V171H201ZM135 171H137V168L135 169ZM168 171V172H169ZM190 171V172H191ZM204 172H205V170H204ZM204 172H202V173H204ZM126 173H128L127 175L128 176H124V175H126ZM161 173V172H160ZM186 173H183L185 176H186ZM194 173H195V175H194ZM175 174V175H174ZM181 175H180V177L179 178H177L176 180H177V182H175V179H174V186H175V188H178V189H175L174 188V186L172 187L173 189V191H174V189H175V191H177L178 190V193L180 194V193H182L184 190L181 188V187H183L184 189H186V187L189 185V181L191 182V177H192V174L190 173H187L188 174V176L185 178V177H183V178H181L182 176H183V174L182 173H180ZM190 175H191V177H190ZM171 176L169 177V179H167V180H165L167 183H168V181H169V183H171L172 184V178H171ZM171 178V179H170ZM184 178H185V180H184ZM189 178H191V179H189ZM195 178H193V179H195ZM200 178V179H201ZM161 178H159V180H160ZM179 179H183L184 181H180ZM187 179H189L188 180V183L186 184L185 182H187ZM128 180V185H129V183L131 184V185H133V184H135L136 182V180H135V178H131V180L129 181ZM156 180H158V179H154L152 182L154 183V181L155 182H158L159 183V181H156ZM170 180H171V182H170ZM197 180V179H196ZM195 180V182L192 180V182H194L193 184H192V186H194V187H197L198 188V186H199V182H201V180H199L198 181V183H196L197 181ZM209 180V182H206V184H209L210 182H212V184H214V183H216V181H210ZM216 180V179H215ZM127 181V180H126ZM134 181V182H133ZM164 180H163V178H162V181L161 182H163ZM151 182V183H152ZM127 183V182H126ZM150 183V184H151ZM149 184L150 186L149 187H147V189H145V190H149V191H151V192H154L155 191V193L157 192L156 191V189L158 188V187H156V185L158 184V183H156V184ZM163 183H165V182H163ZM175 183H177L176 185H177V187H176V185H175ZM185 183V184H184ZM170 184V185H171ZM178 184H180V185H178ZM182 184V185H181ZM190 184V185H191ZM196 184H198L197 186H196ZM205 184V185H206ZM212 184L210 183L209 185H211L212 186ZM153 185V186H152ZM168 185V186H167ZM169 184H166V185H164V184H159L158 186H159V188H158V192H163L162 194H164V193H166V190L165 191H163L162 190V188H163V186H164V188L166 187H168L169 188V186H170ZM184 185L186 186V187H184ZM190 185L188 186V187H190ZM209 185H207V186H209ZM172 186V185H171ZM170 186V187H171ZM178 186H180V187H178ZM214 186V185H213ZM152 187H154L155 189H152ZM200 187H203V186H200ZM163 188V189H164ZM165 188V189H166ZM168 188H167V192H168ZM144 188H143V186H142V190H143ZM151 189V190H150ZM179 189H182L181 191H179ZM198 190V189H197ZM171 191V189H169V192ZM175 191H174V193H175ZM145 192V191H144ZM168 192V196L167 195H165V196H167L168 198H167V201L168 200H170V199H172L171 198V196H172V194H174L172 191H171V193H169ZM204 191H203V189H199L197 192H196V194L197 195H204V193H203ZM184 193V192H183ZM201 193V194H200ZM170 194V195H169ZM184 194H187L186 192L184 193ZM130 195H132V197H130ZM133 195H136V194H130L129 192H128V194L126 193L125 195H123L122 197H124V199H125V202L127 203L129 200H131L132 198H135V200L137 199V196L135 197V196H133ZM142 196H143V193L141 194V195H138V197H139V199H141L142 198ZM163 197V198H165L166 199V197ZM174 196V198H173V201H176V199H175V197L177 196L176 194L175 195H173ZM180 196L183 198L184 197V195H181L180 194ZM180 196H179V199H180ZM119 197H121V194L119 195ZM118 197V198H119ZM141 197V198H140ZM144 197V196H143ZM129 198H131V199H129ZM170 198V199H169ZM177 198H178V196H177ZM175 199V200H174ZM179 199H178V201H179ZM135 200H131V201H129L128 203H131V202H134ZM142 200H144V199H142ZM142 200H141V202H142ZM137 201V200H136ZM135 201V202H136ZM138 203H140V200H138L137 201ZM137 202L136 203H133V205H136L137 204ZM168 203V202H167ZM108 204L109 205H112V204H114V203H110V202H108ZM142 204V203H141ZM139 205V206H141L139 209H138V211H139V213H137V215H135V220H137L136 222H133V223H131L129 220H125V221H122V218H123V216L120 214V213H118L117 211L115 212V210H112V209H110V211H109V209L108 208H106L105 209V211H104V209L102 210L103 211V213L100 211L101 210V206H99V211H98V213L97 214H95L97 211H93V212H95V213H92V210H89L88 211V213H85L84 214V216L82 215V221L80 222V224L81 225H78V227L77 228H72V227H70L69 228V230L71 231L70 232V234H71V236H70V238L71 239H69V244L67 243L68 242V240L66 239H64V237H62L61 238V235L59 236L60 238L59 239H57V240H54L55 242L56 241H59L60 239V241L59 242H56V243H52V242H50V243H52V244H50V243H46V242H42V241H39V242H35V241H37V240H34V242L32 241V242H30V244L32 245V243H36V244H33L34 246H36L38 243V245H42V247H41V245H40V247L39 248H41V249H37L36 247V249H37V251H40V252H38L37 254H35V256L37 257V260L38 261H40V264H46V262H47V264H50L51 262H55V264L57 263V261H59V263L61 264H67L66 262L70 259H68V257H70V253L69 252H71L70 250H72V252H73V254H72V252H71V254L72 255H74V253H75V255L76 254H79V252L78 251H80V250H78L79 249V247H80V249H81V255L83 256V257H80L81 255H78L79 257H80V259H78L79 257H75V256H72V258H71V260H69L70 261V263L71 264H138V263H140V264H176V262H177V260H178V263L177 264H179V262H181V260L184 258V260H182V264H218V263H221V264H228L229 262V264H242V263H244V264H264L263 262V260L264 259H262V257H256V256H254V258L255 259H253V258H251L253 255L249 252V251H247V253H246V249L248 250V248L246 247V245H244L245 247H242V248H244V249H242V250H244V251H242V250H237V251H234V252H230V251H228V253H226V252H224V251H220L219 249H218V247L217 246H219V242H218V240H217V238H216V240H215V232L217 231L216 230V228H217V226L216 225H213V226H211V225H206V224H203V223H199L197 220L198 219H196V218H194V217H192V216H188V221L186 222V216H184L185 214H183L182 216H183V218L181 217V216H179L180 218H179V220L181 221V222H177V218H176V216L175 215H173V217H175L176 219V222L174 223L173 221H172V215H170L172 218L170 219V218H168L167 219V216H166V219L165 218H163V219H160V217L159 218H157L154 214H153V212H155V214L156 215H158L157 214V211H154V210H152V211H150V210H144L143 208V206L142 205ZM115 205V204H114ZM137 206V205H136ZM138 206V207H139ZM130 208H133V207H131L130 206ZM147 208V207H146ZM142 209H143V211H142ZM149 209V208H148ZM112 210V211H111ZM150 211V212H149ZM105 212H107L106 214H104ZM115 212V213H114ZM146 212V213H145ZM150 213H152L153 215H151ZM175 213V212H174ZM173 213V214H174ZM178 212H176L175 214H177ZM181 213V212H180ZM186 213V212H185ZM149 214V215H148ZM164 214H165V212H164ZM168 214V213H167ZM172 214V213H171ZM179 214V213H178ZM187 214V213H186ZM142 215V216H141ZM160 215H161V213H160ZM166 215V214H165ZM169 215V214H168ZM180 215V214H179ZM188 215H190V213H188ZM115 216V217H114ZM118 218H117V217ZM134 216V215H133ZM178 216V215H177ZM144 217V218H143ZM148 217V218H147ZM162 217H164L163 215H162ZM169 217V216H168ZM146 218V219H145ZM154 218V219H153ZM156 219H158V220H156ZM170 219V220H169ZM174 219V218H173ZM156 220V221H155ZM163 220V221H162ZM174 220V221H175ZM184 220V221H183ZM120 221V222H119ZM155 221V223H153ZM158 221V222H157ZM164 221L166 222L167 221V223H165L164 224ZM168 221H172V224H169L168 223ZM157 222V223H156ZM161 223V224H160ZM163 223V224H162ZM171 223V222H170ZM174 223V224H173ZM123 224V225H122ZM158 224V225H157ZM140 225V226H139ZM122 227H123V229H122ZM184 227V228H183ZM205 229H204V228ZM208 227V228H207ZM112 228H113V230H112ZM78 229V230H77ZM120 229H121V231H120ZM175 229H177V230H175ZM200 229V230H199ZM207 229V230H206ZM161 230V231H160ZM193 230V231H192ZM119 231V232H118ZM188 231V232H187ZM220 231V230H219ZM85 232V233H84ZM193 232V233H192ZM75 234V235H72V234ZM80 233V234H79ZM148 233V234H147ZM181 233V234H180ZM69 234V235H70ZM153 234V235H152ZM155 234V235H154ZM158 234V235H157ZM177 234H178V236H177ZM183 234V235H182ZM198 234V235H197ZM113 235V236H112ZM117 235V236H116ZM160 235V236H159ZM57 236V235H56ZM80 236H82V237H80ZM110 236H111V239H110ZM116 236V237H115ZM152 236V237H151ZM155 236V237H154ZM177 236V237H176ZM84 237V238H83ZM174 237V238H173ZM105 238V239H104ZM170 238V239H169ZM196 238V239H195ZM82 239V240H81ZM84 239V240H83ZM94 239V240H93ZM163 239V240H162ZM169 239V240H168ZM176 239V240H175ZM63 240V241H62ZM72 240V241H71ZM74 240V241H73ZM88 240V241H87ZM91 240V241H90ZM93 240V241H92ZM107 240V241H106ZM114 240H115V242H114ZM157 240V241H156ZM174 240L176 241V242H174ZM203 240H204V242H203ZM64 242L63 243V245L64 244H67V246H68V248L70 247V249H68L65 245H64V252H63V250H62V252H60L61 251V243L62 242ZM67 241V242H66ZM151 241V242H150ZM199 242V244H197L198 242ZM61 242V243H60ZM83 244H82V243ZM158 242V243H157ZM173 242V243H172ZM200 242H202L201 244H200ZM206 242V243H205ZM43 243V244H42ZM70 243H72V244H74V245H72V244H70ZM79 243L81 244V245H79ZM107 243V244H106ZM139 243V244H138ZM164 243V244H163ZM168 243V244H167ZM188 243H189V245H188ZM50 244V245H49ZM56 244H58V246L56 245ZM59 244L61 245V246H59ZM130 244V245H129ZM171 244V245H170ZM31 245H29V249L31 250ZM45 245V246H44ZM46 245L48 246V247H46ZM54 247V245L56 246V248L55 249H57V247H58V252H59V255L61 256H63V253H64V256L65 257H67V259L66 258H62V256L59 258L58 257V253H57V251L52 247V246ZM77 245H78V247H77ZM90 245V246H89ZM98 245V246H97ZM106 245V246H105ZM111 245V246H110ZM204 245V246H203ZM207 245V246H206ZM31 246V247H30ZM34 246L32 247V252L33 253H36V252H34V251H36V250H33V249H35L34 248ZM87 246H88V248H87ZM94 246V247H93ZM128 246V247H127ZM163 246V247H162ZM186 246V247H185ZM45 248V250H44V248ZM51 249H50V248ZM124 247V248H123ZM127 247V248H126ZM165 247V248H164ZM182 247H184V248H182ZM0 248H2L1 250H3L4 249V251H11V249H16V247H2V245H0ZM10 248V249H9ZM49 250H51V251H49V253H47V251H48V249ZM59 248H61V249H59ZM68 249V250H66L65 251V249ZM105 248V249H104ZM138 248H139V250H138ZM160 248H164V249H160ZM188 248V249H187ZM47 249V250H46ZM55 250V252H56V254H55V252H54V250ZM77 249V250H76ZM129 249V250H128ZM175 249V250H174ZM178 249V250H177ZM200 249H201V251H200ZM204 249V250H203ZM173 250V251H172ZM189 250V251H188ZM46 251V252H45ZM69 251V252H68ZM95 251V252H94ZM138 251V252H137ZM157 251V252H156ZM176 251V252H175ZM2 252V251H1ZM45 253V254H43L44 255V259H45V256H47L46 257V259L47 260H44L43 259V255H42V253ZM54 253V254H52L51 255V253ZM104 252V253H103ZM132 252V253H131ZM135 252V253H134ZM149 252V253H148ZM173 252V253H172ZM181 252V253H180ZM183 252V253H182ZM40 253V254H39ZM46 253L50 256H48V255H46ZM68 253H69V255H68ZM89 253H90V255H89ZM94 253V254H93ZM119 253V254H118ZM155 253V254H154ZM175 253H177V254H175ZM241 253V254H240ZM66 254V255H65ZM93 254V255H92ZM117 254V255H116ZM133 254V255H132ZM147 254V255H146ZM150 254H154V256L153 255H150ZM219 254V255H218ZM55 256L54 258H55V260L57 259V261H50L49 263H48V261L50 260V258H53V257H51V256ZM191 255V256H190ZM220 255H222V256H220ZM226 255V256H225ZM241 255V256H240ZM247 255H248V257H247ZM41 256V257H40ZM57 256V257H56ZM63 256V257H64ZM77 256V255H76ZM106 256V257H105ZM150 256V257H149ZM153 256V259L151 258ZM172 256V257H171ZM175 256H176V259H175ZM185 256V257H184ZM187 256V257H186ZM49 257V258H48ZM73 257H75V259H73ZM147 257H149V260H147L146 261V263H145V260L147 259ZM171 257V258H170ZM218 257V258H217ZM221 257V258H220ZM225 257V258H224ZM228 257V258H227ZM39 258V259H38ZM42 258V259H41ZM53 258V259H54ZM63 260H62V259ZM89 258V259H88ZM199 258V259H198ZM263 258H264V256H263ZM19 259V258H18ZM18 259H16V260H18ZM58 259H61V260H58ZM79 261H78V260ZM152 259V260H151ZM169 259V260H168ZM215 259V260H214ZM239 259H241L240 261H239ZM245 259V260H244ZM249 259H250V262H249ZM52 260V259H51ZM64 260H67V261H64ZM76 260V261H75ZM143 260V261H142ZM175 260V261H174ZM232 260V261H231ZM234 260V261H233ZM254 260V261H253ZM256 260L258 261V262H256ZM262 262H261V261ZM37 261V264H39V262ZM72 261V262H71ZM103 261H105V262H103ZM108 261V262H107ZM133 261V262H132ZM243 261V262H242ZM248 261V262H247ZM7 262V264H14L15 263V260H14V258H12V259H10V260H8V261H6ZM65 262V263H64ZM74 262V263H73ZM166 262V263H165ZM216 262H218V263H216ZM246 262V263H245ZM261 262V263H260ZM33 263V262H32ZM58 263V264H59ZM180 263V264H181ZM33 264H35V263H33ZM52 264V263H51ZM69 264V263H68Z\"/></svg>",
  "mask_w": 264,
  "mask_h": 264
}]
</instances>
